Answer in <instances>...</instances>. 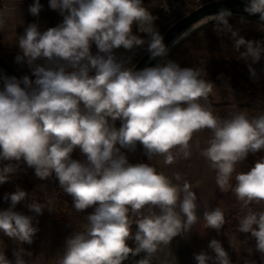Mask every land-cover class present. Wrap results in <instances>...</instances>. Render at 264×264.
Returning <instances> with one entry per match:
<instances>
[{"label":"clouds","instance_id":"obj_1","mask_svg":"<svg viewBox=\"0 0 264 264\" xmlns=\"http://www.w3.org/2000/svg\"><path fill=\"white\" fill-rule=\"evenodd\" d=\"M49 8L63 17L60 23L42 29L32 22L16 34L14 62L28 74L0 72V162H7L0 166V185L25 164L38 179L58 181L76 213L87 212L84 226L66 237L52 264H123L130 258L134 264H174L171 242L190 234L201 219L197 193L181 172L130 163L122 149L135 152L139 144L148 161L159 157L170 166L191 159L194 136L204 131L210 133L205 146L195 148L215 173L218 189L230 191L246 209L236 230L245 234L244 244L255 241L244 250L249 257L258 253L264 264V156L248 171L237 170L249 154L264 152V113L216 114L209 99L215 84L203 68L181 67L168 58L159 17L144 0H49ZM42 10L40 0L28 7L37 18ZM243 10L258 14L264 27V0H244ZM232 15L220 8L193 28L213 22L255 82L264 40L242 36L230 23ZM9 18V10L0 7V32ZM138 49L158 62L137 69ZM120 50L129 55H118ZM76 150L81 159H73ZM40 188L46 191V185ZM3 200L9 206L0 209V235L17 247L9 259L0 241V264H29L25 257L32 253L23 245L34 242L38 217L52 212V202L30 198L19 185ZM21 202L31 215L16 211ZM202 220L217 234L226 223L219 206L205 208ZM208 249L213 255L194 254L196 264H232L220 240L211 239Z\"/></svg>","mask_w":264,"mask_h":264},{"label":"rangeland","instance_id":"obj_2","mask_svg":"<svg viewBox=\"0 0 264 264\" xmlns=\"http://www.w3.org/2000/svg\"><path fill=\"white\" fill-rule=\"evenodd\" d=\"M40 2L43 5V10L49 8V6H44V0H40ZM32 3L33 0H0V7L4 6L10 12L8 26L0 32V51L14 48L16 34L22 33L24 26L27 24L38 22L42 28L41 13L37 18L31 16L28 12V7ZM160 28L165 30L168 27ZM209 99L211 103L248 104L253 101V98L247 94L233 91L223 85L217 84H215L213 94ZM209 135L210 133L207 131L196 134L193 139V155L191 159H181L170 166L163 165L162 158L159 157L150 162L144 154V150L142 153V162L144 163H154L167 174L176 171L181 172L192 183L193 189L198 196V215L201 219L193 227L190 234L187 236H177L171 242L170 250L175 258L174 264H196L194 254H198L201 251H206L210 255H213L211 250L208 249V243L213 238L221 241L223 247L230 255L232 264H244L246 259L255 260L257 264H261L258 253L249 257L244 250L247 246H254L255 241L249 240V245L244 244L245 234L239 233L236 230L238 218L244 214L246 209L241 207L230 191L221 192L218 189L215 184V173L208 166L207 162L199 156L195 148L196 143H199L201 147L205 146ZM125 152L130 163H139L135 152H128L127 150ZM246 159L255 164L259 157L249 154ZM237 170L240 171V165H238ZM8 206L9 204L2 197L0 199V209H5ZM217 206L223 209L226 218V223L220 234H217L213 229H205L202 220L205 208H215ZM254 207H256V210H259L258 206ZM16 211L28 215L32 214L25 207V202L18 204ZM84 224V216L78 218L72 217L69 212H65L63 217L58 221L49 220L43 217V215L39 216L38 227L40 231L36 234L34 242L31 245H23L26 250L32 253L31 257L26 256L25 259L29 261V264H52L51 260L62 252L66 237L74 231L80 230ZM133 230H135V225H133ZM0 241H4L7 257L14 259L13 250L17 245L2 235H0ZM139 258L136 257L135 259ZM123 264H134V261L130 258V260L124 261Z\"/></svg>","mask_w":264,"mask_h":264},{"label":"trees","instance_id":"obj_3","mask_svg":"<svg viewBox=\"0 0 264 264\" xmlns=\"http://www.w3.org/2000/svg\"><path fill=\"white\" fill-rule=\"evenodd\" d=\"M240 17H230V23L234 28L240 30V34L246 39L264 40V27L260 24L245 19V23L239 22ZM161 34L164 30L158 27ZM16 47L3 49L0 55L5 61L12 66L19 76L28 74L26 66L17 65L14 62V57L17 54ZM95 51V49H93ZM143 49H138L133 57V64L145 53ZM119 54L129 55L123 50ZM169 59L177 61L181 67H201L204 70L205 77L217 85H223L233 91H239L253 98V101L248 104L234 103H212L216 114L227 116L230 111L239 110L246 111L249 116H256L264 113V58L254 65L257 70V79L254 82L250 78L247 64L238 59V53L233 50L231 40L215 31L214 23L202 27L189 38L183 41L180 45L174 48L168 55ZM120 122H116L119 127ZM125 152V149H122ZM143 147L137 145L135 154L139 163L142 162ZM126 154V152H125ZM73 159H81L79 150L74 151ZM257 157L264 156V152L256 154ZM7 162H0V166ZM254 163L245 159L240 164V171H248ZM19 171L9 183L0 185V199L5 193L13 192L15 186L19 185L26 190L30 198L43 202L51 200L52 212L45 211L43 217L58 221L65 212H69L72 217H82L87 214L76 213L72 208V198L63 194L59 190L58 181L54 178L47 181H42L34 175V169L28 168L25 164H21ZM46 185V191H42L40 185ZM91 211V209L87 210Z\"/></svg>","mask_w":264,"mask_h":264},{"label":"water","instance_id":"obj_4","mask_svg":"<svg viewBox=\"0 0 264 264\" xmlns=\"http://www.w3.org/2000/svg\"><path fill=\"white\" fill-rule=\"evenodd\" d=\"M220 8L230 9L233 13L232 17L243 16L247 20L260 24L258 14L250 16L244 12V0H213L193 9L164 30L162 35L164 37V43L169 48V53L196 31L200 30L209 23H212L208 22L200 24L199 27L193 28L194 25L199 24V22L204 20L206 17L216 13ZM189 28H193L190 35L184 39H180L179 42L174 43L180 34ZM157 62L158 60H149V54L145 52L134 64L137 69H142L146 66H154ZM0 72L6 73L7 75H16L17 77H20L17 71L12 66H10L1 55Z\"/></svg>","mask_w":264,"mask_h":264},{"label":"built area","instance_id":"obj_5","mask_svg":"<svg viewBox=\"0 0 264 264\" xmlns=\"http://www.w3.org/2000/svg\"><path fill=\"white\" fill-rule=\"evenodd\" d=\"M213 0H144L145 5L156 16L157 27H169L193 9Z\"/></svg>","mask_w":264,"mask_h":264},{"label":"crops","instance_id":"obj_6","mask_svg":"<svg viewBox=\"0 0 264 264\" xmlns=\"http://www.w3.org/2000/svg\"><path fill=\"white\" fill-rule=\"evenodd\" d=\"M49 6V0H44V6ZM47 11V12H46ZM41 21L43 22L42 28L46 29L47 27H54L58 23H60L63 17L56 11L51 10L48 8L47 10H42L41 12ZM40 20V18H39Z\"/></svg>","mask_w":264,"mask_h":264}]
</instances>
